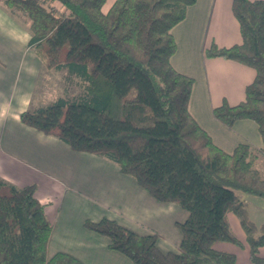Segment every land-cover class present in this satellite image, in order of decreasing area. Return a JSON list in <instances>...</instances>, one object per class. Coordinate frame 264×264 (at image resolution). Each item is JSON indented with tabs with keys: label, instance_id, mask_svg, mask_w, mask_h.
Segmentation results:
<instances>
[{
	"label": "trees",
	"instance_id": "16d2710c",
	"mask_svg": "<svg viewBox=\"0 0 264 264\" xmlns=\"http://www.w3.org/2000/svg\"><path fill=\"white\" fill-rule=\"evenodd\" d=\"M196 0H3L28 19V46L47 69H66L82 94L74 100L25 110L20 122L66 144L71 151L102 157L135 180L152 199L187 212L175 226L177 251L157 247L158 234L139 235L105 217L83 227L108 240V249L133 264H234L241 246L227 220H239L254 264H264V223L256 226L240 194L264 198V0H231L241 43L215 44L206 57H221L254 70L236 105L212 108L231 127L241 119L257 124L262 149L239 144L230 153L213 144L188 112L193 79L170 63L176 44L171 29ZM263 173V174H262ZM35 185L16 187L0 178V264H81L66 253L48 255L53 226Z\"/></svg>",
	"mask_w": 264,
	"mask_h": 264
},
{
	"label": "crops",
	"instance_id": "0c3cea01",
	"mask_svg": "<svg viewBox=\"0 0 264 264\" xmlns=\"http://www.w3.org/2000/svg\"><path fill=\"white\" fill-rule=\"evenodd\" d=\"M114 1L105 0L102 10H108ZM171 34L176 50L170 63L193 79L188 112L197 125L224 152H232L239 144L262 149L254 121L241 119L226 127L211 113L223 101L231 106L241 102L245 87L255 76L252 68L240 63L205 56L211 44L227 48L241 43L231 0H196ZM29 39L28 25L20 23L0 0V178L16 187L35 185L34 195L55 226L48 255L66 253L81 264H133L123 254L108 249L106 237L83 227L84 220L103 217L139 235L157 233L161 251H177L181 233L175 223L186 219V211L174 203L155 201L114 163L71 151L56 138L20 122L23 111L46 106L40 102L41 92L36 96V91L45 89V77L52 71L28 46ZM259 161L263 171L264 159L259 157L256 163ZM239 197L246 204L249 219L256 226L263 224L264 198ZM227 220L241 246L221 242L215 249L233 253L234 264H254L239 220L232 213ZM258 256L264 259V245Z\"/></svg>",
	"mask_w": 264,
	"mask_h": 264
},
{
	"label": "rangeland",
	"instance_id": "374dc122",
	"mask_svg": "<svg viewBox=\"0 0 264 264\" xmlns=\"http://www.w3.org/2000/svg\"><path fill=\"white\" fill-rule=\"evenodd\" d=\"M14 17L20 22L28 25L27 17L18 10L12 11ZM46 87L44 90L37 89L36 96L40 93L41 103L47 106L52 104L58 98H64L66 100L77 99L82 94V89L78 84V79L73 75L68 74L66 69L59 71H50L45 77ZM256 167L262 171L260 161L256 163ZM259 221V220H258ZM53 230L55 226L52 224ZM52 230V233H53ZM52 235V234H51Z\"/></svg>",
	"mask_w": 264,
	"mask_h": 264
}]
</instances>
